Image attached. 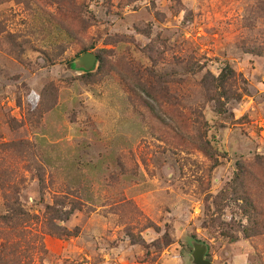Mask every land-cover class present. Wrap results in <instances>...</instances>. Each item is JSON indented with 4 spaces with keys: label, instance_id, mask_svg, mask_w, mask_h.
<instances>
[{
    "label": "rangeland",
    "instance_id": "obj_1",
    "mask_svg": "<svg viewBox=\"0 0 264 264\" xmlns=\"http://www.w3.org/2000/svg\"><path fill=\"white\" fill-rule=\"evenodd\" d=\"M192 242L264 264V0H0V264H192Z\"/></svg>",
    "mask_w": 264,
    "mask_h": 264
},
{
    "label": "trees",
    "instance_id": "obj_2",
    "mask_svg": "<svg viewBox=\"0 0 264 264\" xmlns=\"http://www.w3.org/2000/svg\"><path fill=\"white\" fill-rule=\"evenodd\" d=\"M85 53H87V52H84L83 54H85ZM97 55V54H96ZM97 57H98V61H99V59H101V57H99L98 55H97ZM71 67L72 68H74L73 67V65H71ZM90 72H92V71H90ZM89 73V72H88ZM234 76H235V72H234V70H233V68L230 66V65H227L224 69H223V71H222V73L219 75V77L218 78H216L215 79V88H216V90L219 92V95H220V99H219V103L221 104V106H222V108L224 107L223 105H224V102H223V99H225V98H227V94H226V91H227V88H228V84H229V81H231L233 78H234ZM214 87V86H213ZM239 178H236V181L238 180ZM232 189L231 188H228L227 189V187H226V189H225V191L224 192H222L219 196H220V198L222 199L221 200V203L218 205L219 207L221 206V204H223L228 198H229V196L231 195V193H232ZM253 209L257 212L258 210L255 208V206H253ZM57 213L55 214V217H57L58 219H60V220H68L69 219V217H70V215H72V214H70V213H68L66 216V218L65 219H63L62 218V212H59V211H56ZM59 212V213H58ZM13 213H14V216L15 217H18V218H21L23 215H24V213H23V211L22 210H15V211H13ZM7 219V218H6ZM244 232V235H245V237H249L251 234H250V232L248 231V230H245V231H243ZM77 234V233H76ZM231 237V239H233L234 241L236 240V238L234 237V236H230Z\"/></svg>",
    "mask_w": 264,
    "mask_h": 264
},
{
    "label": "water",
    "instance_id": "obj_3",
    "mask_svg": "<svg viewBox=\"0 0 264 264\" xmlns=\"http://www.w3.org/2000/svg\"><path fill=\"white\" fill-rule=\"evenodd\" d=\"M98 63V57L92 52H87L79 56L73 63V67L76 70L83 72H90L95 69ZM193 253H192V264H212L211 261L207 259L208 246L206 244H201L198 242H192Z\"/></svg>",
    "mask_w": 264,
    "mask_h": 264
}]
</instances>
